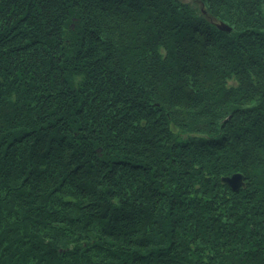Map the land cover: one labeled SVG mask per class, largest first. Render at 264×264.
I'll list each match as a JSON object with an SVG mask.
<instances>
[{"label": "trees", "instance_id": "1", "mask_svg": "<svg viewBox=\"0 0 264 264\" xmlns=\"http://www.w3.org/2000/svg\"><path fill=\"white\" fill-rule=\"evenodd\" d=\"M0 264H264V0H0Z\"/></svg>", "mask_w": 264, "mask_h": 264}, {"label": "water", "instance_id": "2", "mask_svg": "<svg viewBox=\"0 0 264 264\" xmlns=\"http://www.w3.org/2000/svg\"><path fill=\"white\" fill-rule=\"evenodd\" d=\"M218 27L222 30L230 31L231 27L226 25L225 23H218ZM222 183L229 185L233 190L238 191L241 188L246 187V178L241 173H236L232 176L222 178Z\"/></svg>", "mask_w": 264, "mask_h": 264}, {"label": "rangeland", "instance_id": "3", "mask_svg": "<svg viewBox=\"0 0 264 264\" xmlns=\"http://www.w3.org/2000/svg\"><path fill=\"white\" fill-rule=\"evenodd\" d=\"M183 1H186V2H191L192 0H183Z\"/></svg>", "mask_w": 264, "mask_h": 264}]
</instances>
